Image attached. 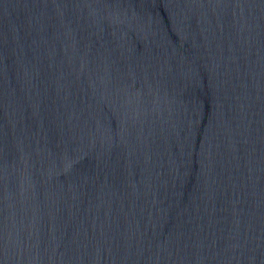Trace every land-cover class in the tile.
<instances>
[{
	"label": "water",
	"instance_id": "water-1",
	"mask_svg": "<svg viewBox=\"0 0 264 264\" xmlns=\"http://www.w3.org/2000/svg\"><path fill=\"white\" fill-rule=\"evenodd\" d=\"M0 264H264V0H0Z\"/></svg>",
	"mask_w": 264,
	"mask_h": 264
}]
</instances>
